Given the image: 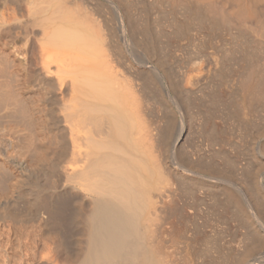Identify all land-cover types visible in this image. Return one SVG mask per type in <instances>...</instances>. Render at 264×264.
<instances>
[{
  "label": "rangeland",
  "instance_id": "rangeland-1",
  "mask_svg": "<svg viewBox=\"0 0 264 264\" xmlns=\"http://www.w3.org/2000/svg\"><path fill=\"white\" fill-rule=\"evenodd\" d=\"M38 1L0 0V136H14L15 138L16 134H24L31 139L40 138V115L37 112H40L39 109L43 105L37 100L38 96L41 97L44 92L43 89L39 90L36 80L33 82L32 78H29L34 72L32 70L30 72L32 67L26 56H29L34 48H38L37 38L41 31L49 30L52 26L48 27V24H45L48 28H44V25L43 27L40 25L39 19H36L37 15L34 11L40 7L37 4ZM61 1L65 2L73 12L77 9H85L90 16L88 20L99 24L94 29L103 33L106 39L108 38L109 45L116 50L117 55H122L123 53H120L124 50L122 47L124 43L119 33V20L122 19L126 33L125 42L128 43L125 45L146 55L150 65L156 68V76L148 71L149 68L139 69L140 71L129 70L126 75L143 87L140 94L137 93L138 97L142 96L140 97L143 107L141 113L155 124L154 127L158 132L156 136H159L157 145H159L158 148H162L159 149V151L162 150L159 156L161 158L163 156L162 160L166 157L177 163L182 161L185 167L189 166V170L193 169L190 175L172 165L174 169L176 168L178 176L176 174L172 176L173 200L166 211L161 213L165 217L164 225L161 224L164 235H159V237L163 236L160 239L165 246V248L162 246L164 251L168 253L169 264H223L227 259L236 263L247 249L252 250V254L249 253L251 255L246 256L248 257L247 260L245 259L246 264H264V244L263 247L260 245L258 247V244L254 243L257 237H260L259 239L264 237L259 235L264 230L260 228V225L258 227L255 218L249 219L244 216L246 220L244 221L241 216L242 212V215L250 216L256 206L260 207L258 213L264 214V203L261 200L264 196L262 191L264 190L262 186L264 183V49L261 50L257 45L255 48L250 37L246 40V34L243 35L244 37L242 33L241 36L240 34L234 35L235 31L232 32L229 26L219 28L222 30L228 28L230 31L218 30L214 26L209 27L210 23H206V19L190 13L181 0ZM37 5L39 7L34 10ZM82 19L84 23L86 20L83 22ZM34 21H36L35 24ZM247 60H252L249 62L250 65ZM123 62L125 65L128 63L127 59ZM252 62L257 71L254 70ZM240 66L243 68L246 66L247 71L252 72L248 74L245 68L241 67V69ZM259 70L263 72L262 76L258 74L261 73ZM254 71L259 76H256ZM198 72L202 73L198 74ZM133 73L135 74L134 79ZM190 74L192 77L197 75L198 78L195 76V79H192ZM246 74L249 78L245 76ZM250 75H253L254 79ZM259 77L263 79L259 80ZM250 78L252 82L255 80L261 85L254 82L261 96L256 90L260 97L255 94L257 100L253 98L254 101L249 96L253 102L248 96H242L240 91V86L250 81ZM184 80L189 83L186 84ZM191 80L192 84L193 81L197 82L191 86ZM196 83H198L197 86ZM239 97L242 98V104L239 102L241 101ZM249 103L251 105H248ZM164 137H167L165 143ZM31 148H24L25 150L22 148L24 154L22 149L20 150L23 154L24 166L30 169L35 168V165L40 162L38 153ZM3 156L0 154V264H45L42 257L50 252V256L53 257L57 253L55 263L62 264L68 255L74 256L77 250L75 248L79 247L81 231L80 223L76 219L79 208H76L77 201L64 200L61 196H56L52 188L47 190L48 187L43 190L33 188L35 192L24 187L23 189L26 190L18 191L20 194L13 193L12 183L15 180L20 181L23 177V181L20 182L25 185L26 178L22 170L19 171V168L16 166L15 168L8 161L6 155ZM67 156L66 154L63 156L65 161L70 160L68 153ZM174 157L179 160L176 161ZM60 161L63 162V159ZM182 162L180 164H183ZM192 173L199 176L195 174L194 176ZM183 174L188 176L187 179H184ZM179 176L182 178L180 179ZM254 177L255 180L257 179L256 182L259 181V190L253 185ZM49 178L48 183H53L54 175ZM224 178H228L230 183ZM230 184L231 188L227 186ZM226 188L231 193L236 192V189L241 190L239 193L231 194L234 196L237 194V199L234 197L236 202L234 198L228 197L229 192H226ZM254 189L257 191L255 192ZM27 190L28 193L31 192L30 196L34 195V197L39 194L38 191L41 192V196H38L42 202L41 207L45 204L44 209L28 203L25 196L29 194L23 195L22 193ZM242 191L249 197H247L248 204L251 200L253 201L250 202L253 208L244 200ZM228 198L234 202H229ZM59 203L66 206L62 207ZM52 206L54 209L61 208H59V215L60 212L62 213L61 219L60 216L54 215L53 220H48ZM84 207H82L83 210L86 209ZM262 208L263 211L260 212ZM243 209L245 211H242ZM250 222H253V226L256 224L255 227L257 226L259 231H255V234L258 233L259 236L256 237L253 233L256 228L251 227ZM251 231L253 232L250 233ZM262 241L264 243V238ZM252 245L256 250L262 247V251L253 252L255 248L252 249ZM70 259L67 258V260Z\"/></svg>",
  "mask_w": 264,
  "mask_h": 264
},
{
  "label": "bare ground",
  "instance_id": "bare-ground-1",
  "mask_svg": "<svg viewBox=\"0 0 264 264\" xmlns=\"http://www.w3.org/2000/svg\"><path fill=\"white\" fill-rule=\"evenodd\" d=\"M39 1L37 4L40 7L37 5L34 8L35 10L39 7L37 8L38 12L33 10L35 15H37L36 19H39V23L41 22L40 25H42V27L44 25V28H46L47 26H45V24H48V27L49 25L52 27L49 30L46 29L41 31L40 36L37 38L38 48H34L33 51L30 50L32 53L26 57H28V63H30L32 67L30 72L31 70L34 72L29 78H32L31 81L36 80L39 90L43 89L44 92L41 94V97L40 95L38 96V100L36 99L39 104L43 105L42 108L37 103L42 108H40L41 110L39 109L40 112H37L40 115V138L35 136L37 139H31V137L24 134H16L15 138L14 136H0V154L6 155L8 161L11 162L14 167L16 166L19 168V171L22 170L21 172L24 173L26 178V182L24 181L25 185H23V182H20L24 179L23 177L20 181L15 180V182L12 183L11 190L13 193H17L24 187L30 191H34L36 188L43 190L48 187L47 190L52 188L53 193H55L56 196H61L64 200L68 199L69 202L70 200L77 201L78 206L76 208H79L76 219L80 223L81 231V236L79 235L81 238L79 237L80 241H78L79 247L75 248L77 250L74 256L72 254V257L68 255L71 259L67 260L68 257L65 258L62 264H169L170 260L168 259V253L164 251L165 249L162 247L164 246L162 244L163 241L161 242L160 239L163 236L159 237V235L161 236L163 232L161 227H163V223L165 222L163 221L165 217H163L164 215H161V213L166 211L172 202L171 200H173L172 176L175 174L177 175L178 172L177 170L175 171L176 168L174 169L172 165L177 166L181 172L186 174L190 173V175L193 169L189 170V166L187 165L188 168L185 167L182 161H180V163L182 162L183 164H180L166 157L162 160L163 156L162 158L159 156V153L162 154V150L159 151L161 147L158 148L159 145H157L159 144L157 143L159 136H156L158 132H156V127H154L155 124L150 122L152 120H147V118L144 117L145 115L143 116L141 113V111L143 112L141 103L142 98L140 99L142 96L138 97L137 93L140 94L141 88L143 87H141L138 82H133L134 80L132 81V78L129 79L127 77L129 70L134 71V69L139 70L146 68H149L148 71L156 76V68L154 65H150L146 55L139 51L136 52V50L129 45H125L126 33L122 19L119 20V33L124 43L122 46L124 50L120 53H123L122 55H117L115 52L116 50H113L109 45L110 42L108 38L106 39L103 33L94 29L99 24L97 25L95 23V25L93 20H88L90 16L85 9H77V11L73 12V10L66 6L65 2L61 0ZM181 1L184 2L190 13L195 14V16L197 14V16L206 19L207 21L203 20L206 21V23H210L209 27L214 26L220 30L221 28L219 27L229 26L232 32L235 31L233 32L234 35L240 34L241 36L242 33V37H244L243 35L246 34V40L247 37H250L253 42L256 43L252 45H257L261 50L264 49V46H262L264 45V0ZM81 19L83 22L86 21L82 23ZM33 23L35 24L36 21ZM226 30L229 29L226 28L225 31ZM252 40L249 39L251 43ZM130 57L132 58L130 59ZM124 59L128 61L126 65L123 62ZM213 60H211L212 64ZM215 60L217 59L215 58ZM250 61L252 60H249L247 63L249 64ZM253 62L252 64L255 63ZM247 63L245 65H247ZM239 64L242 65L241 63ZM243 66H240V68H243ZM244 68L243 69L247 71L248 67L247 69L246 66ZM260 68L262 70V67ZM255 69L256 67L254 70ZM261 70H259V72ZM139 71H137V73ZM262 71L258 73L261 76L263 74ZM250 72L249 70L247 71L248 74H250ZM199 73L202 72H198V74ZM248 74L245 76L249 78V76H247ZM258 74L256 76H259ZM134 76L135 74L133 75V79ZM195 76L197 77V75L191 76L192 79H195ZM250 76L253 78V75ZM263 77L261 78L263 79ZM251 78L250 81L239 86L242 96H248L251 102H253L252 99L260 97L261 93H259L260 90L258 91L256 87L259 83H256L255 80L252 82ZM261 78L259 77L258 79L260 80ZM255 79L257 78L255 77ZM262 81L263 80H261V82ZM195 82L197 81H193V84H195ZM254 82L257 84L256 86ZM193 84L191 80V86H193ZM197 84L198 83H196V86ZM256 90L260 96L257 95L258 93H256ZM249 96L252 97V99ZM240 100L239 102L242 104V98H240ZM145 102L147 101L145 100ZM259 102L261 101L259 100ZM248 105H251V103ZM31 114L33 115V113ZM30 147L36 150L40 161H38L39 164L37 163L38 165H35V168L32 167V169L26 168L24 166L25 164L22 162V155L24 154L23 149ZM174 148L175 147H173V149ZM21 149L23 154L20 151ZM67 153L70 156V160L65 161L63 156L66 154V157H68ZM62 159L64 163L60 161ZM174 159L176 158L174 157ZM178 160L179 159H176V161ZM261 167L263 169V166ZM197 171L199 173V170ZM52 175H54L55 180L53 183L50 182L49 184L48 178ZM184 176L185 178H183L187 179L186 177L188 176ZM179 178L181 179L182 176H179ZM213 179L215 178L213 177ZM226 179L230 183V180H228V178ZM254 180L255 177L253 181ZM256 180L255 183L253 182V185L259 190V181L256 182ZM231 184L227 186L230 187ZM262 186L264 187V183ZM33 188L35 189L33 190ZM26 189H23V191ZM236 190L238 193L241 192L240 189ZM257 190H255V192ZM262 191L264 192V190ZM44 192H42L43 198L46 197H44L45 194L43 195ZM226 192H229L227 188ZM236 192L232 193L235 194ZM22 193L23 195H27L31 192L28 193L27 190ZM38 193L37 196L41 194L40 191H38ZM232 193L229 192L228 197L231 199L236 197L237 199V194L234 196V194L231 195ZM258 193L260 192L258 191ZM18 194H20V192H18ZM242 195L248 204V196H246L244 191H242ZM37 196L34 197V195L30 196L29 194L25 197L29 204H33V206H38L37 208H40L42 202L40 197ZM262 198L261 200H263L264 203V196ZM11 199L9 200L11 201ZM228 201L232 202L233 200L230 201L228 198ZM65 202L63 201V203ZM250 202L248 205L251 204ZM261 202H259L260 206L263 207ZM254 203L256 204V202ZM43 206L41 208H43ZM80 206H85L86 209L83 210ZM251 206L253 208L252 204ZM256 207H254L255 209H253L252 212L249 211V207L248 211L251 212L250 216H247L245 213V215H242L243 212L241 216L243 218L244 216H246V218L249 217V219L255 218L258 227L260 225V228L262 227L263 229H261L264 230V219H262L264 218V214L260 215V213H258L260 207ZM59 208L54 209L53 206L51 207L48 220H53L54 215H56V217L60 216V219L62 218L61 212L59 215L61 209ZM242 211L245 210L243 209ZM262 211L263 208L260 212ZM5 212L7 211L5 210ZM239 213L241 212L239 211ZM258 214L262 217H259ZM244 221H246L245 218ZM246 223L248 224V222ZM252 223H249L251 227L256 228V224L253 226ZM161 224L163 225L161 226ZM163 229H165V227ZM249 229L251 230V228ZM67 231L69 230L67 229ZM255 231H259L258 228L250 233L253 232L255 234ZM262 232L264 233V231ZM63 233L65 234V232ZM263 233L259 235L264 236ZM257 234H255L256 237L259 236ZM162 235H164V233ZM157 237L158 239H156ZM259 238L260 237H257V241H253L258 244H256L258 247L264 244L262 241L264 237L262 239ZM253 242L251 243L253 244ZM262 247L260 249L261 251ZM251 248L254 249L255 247L252 245ZM247 250L246 253L244 251L245 254H243V256L241 255L242 257L238 262L235 263L231 262L230 259H223V264H246L245 259L248 258L246 256L252 254V250H248L250 252ZM257 250L259 249L257 248ZM257 250L255 248L253 252ZM56 254L57 253H55V255ZM50 255L51 252L46 256L44 255L42 257L43 259L40 258L45 264H57L55 263V259H57L55 255L54 257Z\"/></svg>",
  "mask_w": 264,
  "mask_h": 264
}]
</instances>
